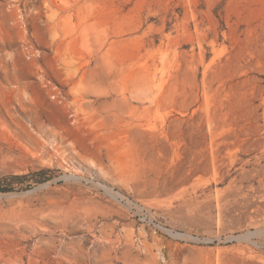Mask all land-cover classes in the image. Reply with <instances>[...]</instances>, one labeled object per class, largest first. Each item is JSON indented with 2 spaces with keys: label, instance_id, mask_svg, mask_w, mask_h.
I'll use <instances>...</instances> for the list:
<instances>
[{
  "label": "rangeland",
  "instance_id": "obj_1",
  "mask_svg": "<svg viewBox=\"0 0 264 264\" xmlns=\"http://www.w3.org/2000/svg\"><path fill=\"white\" fill-rule=\"evenodd\" d=\"M0 264H264V0H0Z\"/></svg>",
  "mask_w": 264,
  "mask_h": 264
},
{
  "label": "trees",
  "instance_id": "obj_2",
  "mask_svg": "<svg viewBox=\"0 0 264 264\" xmlns=\"http://www.w3.org/2000/svg\"><path fill=\"white\" fill-rule=\"evenodd\" d=\"M13 177V179H23L24 177H25V175H21V176H12ZM2 190H6V188H1Z\"/></svg>",
  "mask_w": 264,
  "mask_h": 264
}]
</instances>
